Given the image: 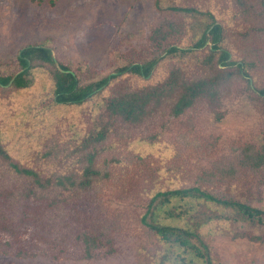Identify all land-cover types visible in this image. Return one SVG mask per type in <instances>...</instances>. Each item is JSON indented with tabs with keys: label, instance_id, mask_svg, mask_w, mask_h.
Instances as JSON below:
<instances>
[{
	"label": "rangeland",
	"instance_id": "rangeland-1",
	"mask_svg": "<svg viewBox=\"0 0 264 264\" xmlns=\"http://www.w3.org/2000/svg\"><path fill=\"white\" fill-rule=\"evenodd\" d=\"M173 6L213 13L224 27V47L248 75L235 71L217 99L203 98L181 116L171 113L169 101L141 124H117L94 148H84V140L108 121L105 99L113 93L163 82L174 67L189 78L218 74L221 63H205L207 49L185 57L163 53L148 77L119 74L80 104L55 102L50 64L32 69L27 88L0 86V143L15 161L45 173L81 174L86 153L95 151L102 172L89 188L50 193L56 204H32L43 220L35 226L21 221L23 198L16 195L30 181L0 160V189L15 192L12 206L0 195L8 208L0 219V264H161L163 247L142 222L159 190L199 185L264 207V166L238 160L246 145L264 151V96L256 90L264 88V0H0V74L20 71L17 54L33 44L50 46L56 61L79 70L84 81L153 57L156 29L169 44L189 47L205 18ZM82 232L101 233L93 257L85 256ZM200 232L214 264H264V224L219 218ZM21 246L38 254L16 255Z\"/></svg>",
	"mask_w": 264,
	"mask_h": 264
},
{
	"label": "trees",
	"instance_id": "trees-1",
	"mask_svg": "<svg viewBox=\"0 0 264 264\" xmlns=\"http://www.w3.org/2000/svg\"><path fill=\"white\" fill-rule=\"evenodd\" d=\"M172 8L192 12L198 16L203 15L205 18V20H200V31L196 33L189 47L169 44L167 42L168 34H162V31L156 29L151 36L153 45L157 48V53L153 57L142 63H129L120 66L116 69L117 73L112 75L84 81L79 70L56 61L50 46L45 44L27 45L21 48L17 54L20 71L0 74V86L10 85L17 89L27 88L34 83L32 69L35 66L50 64L54 66L52 74L55 102L80 104L107 89L111 82L118 78L119 74L131 73L148 77L158 63L163 60V53L170 57H185L207 49L209 54L204 62L212 65L217 59L222 68L218 74L189 78L185 76L182 68L174 67L163 82L113 93L105 99L108 121L95 135L85 138L83 147L92 146L94 148L98 142L107 138L108 132L117 124L138 125L143 123L159 106L169 101H171V113L174 116H181L203 98L217 99L221 87L232 77L235 71L243 76H247L248 72L244 62L231 59V52L223 44L224 27L213 13L203 12L195 7L173 6ZM256 90L264 96V88H257ZM95 156V151L86 153L87 163L83 166L81 174L79 172L45 173L40 169L21 165L13 159L5 145L0 143V160L5 164V168L30 181V184L22 192H16V195L19 194V199L23 198L20 211L21 221L31 219L32 222L35 220L33 224L40 226L43 220L32 204L47 202L46 207H49L58 202L50 193L65 190L74 191L80 187L89 188L94 178L102 174L95 167ZM238 160L244 166L259 169L264 166V151L256 150L253 145H246L241 149ZM232 168L234 171V166ZM0 195L7 197L8 202L11 199V206L13 205L14 201L11 196L14 197L15 192L6 193L0 189ZM5 202L7 201H3L4 205ZM7 210L8 208L5 206H0V219L6 220ZM224 211L232 214H229L230 218L243 224L254 226L264 224V207L255 206L235 198L216 195L199 185L155 192L147 204L142 222L155 233L163 247L161 264H214L209 244L203 238L200 229L214 219L229 218ZM100 234L82 232L78 236L85 244L86 257H93L99 253L94 254V250L95 247H98L96 241L97 239L100 240V236H98ZM255 238L261 239L257 235ZM5 241L11 247L12 241ZM2 243L0 242V245ZM14 253L23 257L38 254L32 252L30 248H23L22 246Z\"/></svg>",
	"mask_w": 264,
	"mask_h": 264
}]
</instances>
